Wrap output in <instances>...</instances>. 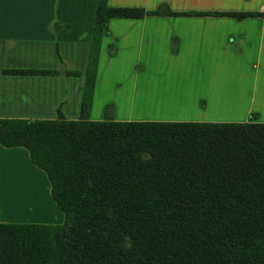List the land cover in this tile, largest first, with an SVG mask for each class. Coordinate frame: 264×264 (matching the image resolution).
<instances>
[{
	"label": "trees",
	"instance_id": "1",
	"mask_svg": "<svg viewBox=\"0 0 264 264\" xmlns=\"http://www.w3.org/2000/svg\"><path fill=\"white\" fill-rule=\"evenodd\" d=\"M107 1L96 2L87 96L109 20L159 15ZM0 146L28 152L64 215L0 224V264H264V124L0 119Z\"/></svg>",
	"mask_w": 264,
	"mask_h": 264
},
{
	"label": "crops",
	"instance_id": "2",
	"mask_svg": "<svg viewBox=\"0 0 264 264\" xmlns=\"http://www.w3.org/2000/svg\"><path fill=\"white\" fill-rule=\"evenodd\" d=\"M96 2L0 0V71L56 72L0 73V119L264 124V0H108L159 15L109 20L87 96ZM63 222L28 152L0 146V224Z\"/></svg>",
	"mask_w": 264,
	"mask_h": 264
}]
</instances>
